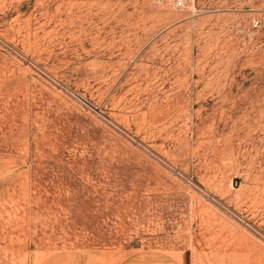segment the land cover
Returning a JSON list of instances; mask_svg holds the SVG:
<instances>
[{"label":"rangeland","instance_id":"rangeland-1","mask_svg":"<svg viewBox=\"0 0 264 264\" xmlns=\"http://www.w3.org/2000/svg\"><path fill=\"white\" fill-rule=\"evenodd\" d=\"M0 264H264V0H0Z\"/></svg>","mask_w":264,"mask_h":264},{"label":"built area","instance_id":"built-area-1","mask_svg":"<svg viewBox=\"0 0 264 264\" xmlns=\"http://www.w3.org/2000/svg\"><path fill=\"white\" fill-rule=\"evenodd\" d=\"M178 4H180V2L177 1Z\"/></svg>","mask_w":264,"mask_h":264}]
</instances>
